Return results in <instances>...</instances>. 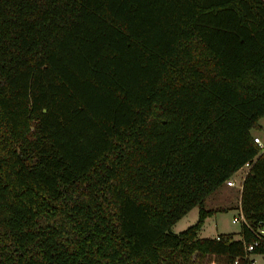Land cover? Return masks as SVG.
<instances>
[{"label":"trees","instance_id":"1","mask_svg":"<svg viewBox=\"0 0 264 264\" xmlns=\"http://www.w3.org/2000/svg\"><path fill=\"white\" fill-rule=\"evenodd\" d=\"M260 118L264 0H0V264H253ZM247 163L241 238L198 237Z\"/></svg>","mask_w":264,"mask_h":264},{"label":"rangeland","instance_id":"2","mask_svg":"<svg viewBox=\"0 0 264 264\" xmlns=\"http://www.w3.org/2000/svg\"><path fill=\"white\" fill-rule=\"evenodd\" d=\"M251 132L253 135L260 137L264 143V118L259 119L258 125L253 127ZM237 176L233 178H238ZM235 180L237 181V185L234 187L228 186L225 182L208 196L207 205L216 207L217 209L205 218L197 233L198 237H211L217 234L229 233L234 239L241 238L242 220L236 197L239 179ZM227 205L229 206L228 210H225ZM198 216L199 206H194L171 227V231L175 233L180 232L195 223ZM256 254H252L256 258L253 264H264V254Z\"/></svg>","mask_w":264,"mask_h":264},{"label":"crops","instance_id":"3","mask_svg":"<svg viewBox=\"0 0 264 264\" xmlns=\"http://www.w3.org/2000/svg\"><path fill=\"white\" fill-rule=\"evenodd\" d=\"M256 136V135H254ZM250 168V165H247L245 164L244 166H242L240 169H238L232 176H231V180L234 181L235 185H237V181L235 179H239V185H238V191L236 192V197H237V202H238V208H239V211H240V215H242V212H241V209H240V201H241V188H242V183H243V179L245 177V175L247 174L248 170ZM236 175H238L237 177L238 178H233L235 177ZM227 184V182H226ZM228 186H231V187H234L235 185H229L227 184ZM220 187V186H219ZM230 192V191H229ZM208 198V197H207ZM207 198L205 200V203H204V206L208 209H217L216 207H213V206H208L207 205ZM228 205L225 207V210H228ZM186 215V214H185ZM205 221V220H204ZM263 229H264V226H263ZM199 231V230H198ZM219 234H217L216 236H211V237H217ZM258 254H264V253H258ZM256 254V255H258ZM254 255V254H253ZM251 257L254 259L255 261V256H252Z\"/></svg>","mask_w":264,"mask_h":264},{"label":"built area","instance_id":"4","mask_svg":"<svg viewBox=\"0 0 264 264\" xmlns=\"http://www.w3.org/2000/svg\"><path fill=\"white\" fill-rule=\"evenodd\" d=\"M254 141L259 144V146L261 147L262 152H264V143L262 142V140L260 139V137L254 136ZM247 165H249V164L247 163ZM226 182L229 185H235L234 181L231 180V179L227 180ZM241 220H244L243 215H241ZM255 233H256V236L257 237H256V239L254 241H252L251 243H249L247 245V249L248 250H252L253 247L258 244L259 240L261 238H263V236H264V229H263V227L258 228V230H256Z\"/></svg>","mask_w":264,"mask_h":264}]
</instances>
